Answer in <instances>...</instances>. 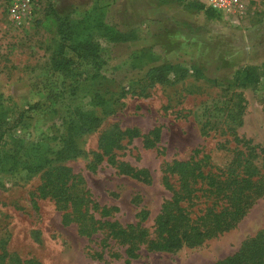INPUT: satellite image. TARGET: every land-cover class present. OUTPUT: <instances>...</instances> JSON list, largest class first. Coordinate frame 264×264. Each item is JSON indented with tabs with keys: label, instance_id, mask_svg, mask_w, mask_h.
I'll use <instances>...</instances> for the list:
<instances>
[{
	"label": "rangeland",
	"instance_id": "374dc122",
	"mask_svg": "<svg viewBox=\"0 0 264 264\" xmlns=\"http://www.w3.org/2000/svg\"><path fill=\"white\" fill-rule=\"evenodd\" d=\"M10 1L0 0V110L8 111L5 121L14 125L9 126V136L27 142L57 141L68 108H92L90 99L97 88L108 97L122 86L127 88L112 109L95 108L99 124L76 135L81 155L64 162L85 179L97 203L112 209L106 219L127 225L138 222L141 211L147 210L149 217L142 224L152 229L172 194L163 184L167 164L187 160L200 149L215 165L225 166L237 146L234 133L264 145V77L242 88L226 84L238 69L264 63V0H247L244 13L214 17L197 9L194 3L199 0H34L33 18L21 25L10 18ZM52 10L76 18L101 12L106 23L137 36L127 41L98 39L100 72L106 80L99 87L97 82L79 81L82 90L76 99L69 97L71 77L62 85L64 75L52 70L58 38L56 25L46 21ZM92 60L80 59V70L93 73ZM195 68L206 77H199ZM62 88L67 99L58 95ZM239 104L242 113L231 134L227 107L239 110ZM115 125L144 133L161 130L155 147H145L142 138H135L124 140V147L116 150L119 161L148 170L151 182L121 173L107 158L95 169L89 167L101 151V134ZM40 184V175L1 173L0 253L5 247L10 254L40 264H126L124 247L113 240L104 246L103 232L88 237L75 222L65 224L55 201L38 195ZM260 231H264V195L236 227L173 251L143 245L130 264H215L234 255Z\"/></svg>",
	"mask_w": 264,
	"mask_h": 264
},
{
	"label": "trees",
	"instance_id": "16d2710c",
	"mask_svg": "<svg viewBox=\"0 0 264 264\" xmlns=\"http://www.w3.org/2000/svg\"><path fill=\"white\" fill-rule=\"evenodd\" d=\"M194 4L209 17L217 14L215 10L205 8L201 2ZM46 21L56 25L58 36L52 70L55 74L64 75L62 85L71 77L73 86L69 97L74 99L81 89L79 81L97 82L99 87L106 80V76L100 72L103 60L99 38L127 41L137 37L132 32L121 31L115 25L106 23L101 12L89 11L83 17L76 18L72 13L52 10L46 15ZM68 52L74 53V56H69ZM82 58L93 59V73L80 70L82 62L79 61ZM194 71L199 77H206L200 69L195 68ZM263 77L264 63L238 69L226 84L242 88L258 84ZM208 80L217 82L215 79ZM65 91L62 88L58 92L63 99H67ZM102 92V88H97L91 96L92 108L84 109L80 105L68 108V115L63 116L64 129L60 136H56L57 141L27 142L14 139L7 134L11 128L9 126H14L5 121L8 111L0 110V175L7 172H22L27 178L40 175L38 195L55 201L57 208L63 211V222H75L79 232L88 237L103 232L104 246L110 245L113 240L124 247L126 264L139 256L138 251L143 245L150 250L173 251L186 245L197 246L205 239L216 237L236 227L264 195V145L256 144L252 139L240 138L234 133L237 146L232 149L233 156L225 166L215 165L211 156L201 154L200 149H196L187 160H174L167 164L163 184L172 194L163 202L152 229L142 224L149 217L147 210L141 211L138 222L127 225L106 219L112 209L97 203L85 179L64 163L81 155L76 135L87 133L99 124L101 118L95 108L101 107L104 112L112 109L111 106L126 95L127 88L122 86L120 90L116 89L113 95L118 93V96L115 99L113 95L108 97L107 93ZM237 95L239 100H243L241 93ZM234 106L227 107L231 134L235 130L232 124L238 121L243 108L240 105L239 110H235ZM54 111L58 112V109L54 108ZM135 138H142L145 147H155L160 141L161 130L155 128L144 133L136 127L113 126L101 134V151L89 163V167L95 169L97 162L107 158L121 173L151 182L148 170L138 169L116 158V150L124 147L123 141L131 142ZM97 212L100 217L96 216ZM0 264L40 263L32 259L23 260L2 247ZM215 264H264V231L246 240L234 255Z\"/></svg>",
	"mask_w": 264,
	"mask_h": 264
},
{
	"label": "built area",
	"instance_id": "2783aa9c",
	"mask_svg": "<svg viewBox=\"0 0 264 264\" xmlns=\"http://www.w3.org/2000/svg\"><path fill=\"white\" fill-rule=\"evenodd\" d=\"M205 8L215 10L221 14H241L247 9V0H199ZM34 0H11L8 13L11 20L18 25L31 20L34 15Z\"/></svg>",
	"mask_w": 264,
	"mask_h": 264
}]
</instances>
